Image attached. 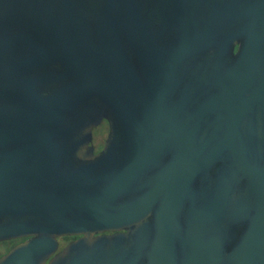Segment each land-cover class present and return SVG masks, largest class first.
Returning a JSON list of instances; mask_svg holds the SVG:
<instances>
[{"label":"water","instance_id":"obj_1","mask_svg":"<svg viewBox=\"0 0 264 264\" xmlns=\"http://www.w3.org/2000/svg\"><path fill=\"white\" fill-rule=\"evenodd\" d=\"M23 236L0 264H264V0H0Z\"/></svg>","mask_w":264,"mask_h":264},{"label":"flooded vegetation","instance_id":"obj_2","mask_svg":"<svg viewBox=\"0 0 264 264\" xmlns=\"http://www.w3.org/2000/svg\"><path fill=\"white\" fill-rule=\"evenodd\" d=\"M108 132V123L106 120H102L97 126H95L92 130V142L91 144L94 147V153L98 152L105 141L106 135ZM105 234L112 233L111 231H105ZM80 235H63L57 238L58 240V247L57 251L62 249L67 243L73 241L74 239L78 238ZM28 236L23 237H15L9 239H2L0 240V257L5 255L8 251H10L16 245L22 243Z\"/></svg>","mask_w":264,"mask_h":264}]
</instances>
